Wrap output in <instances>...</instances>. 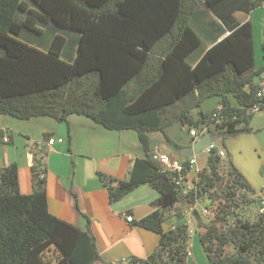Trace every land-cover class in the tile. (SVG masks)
Instances as JSON below:
<instances>
[{
  "label": "trees",
  "instance_id": "16d2710c",
  "mask_svg": "<svg viewBox=\"0 0 264 264\" xmlns=\"http://www.w3.org/2000/svg\"><path fill=\"white\" fill-rule=\"evenodd\" d=\"M201 2L216 17L214 26L200 21ZM262 5L264 0H0V115L63 122L78 114L137 133L145 156L133 161L128 178L98 174L111 202L143 183L159 193L153 210L137 221L159 235L158 245L128 264H186L187 224L164 230V211L183 196L192 205L212 198L223 175L232 184L209 222L195 215L197 240L209 264L264 263V200L253 197L232 162L209 154L208 166L182 196L172 173L152 158L148 135L175 122L190 129L214 123L227 136L250 130L254 108L264 110V94H257L262 88L253 83L264 62L254 69L252 23L236 14ZM49 25L74 33L72 60L62 58V34H52L46 49L21 39L23 32L41 35ZM211 96L219 97V109L194 117L191 110ZM35 162L29 194L19 190L15 162L0 169V264H93L99 252L88 223L81 229L48 211Z\"/></svg>",
  "mask_w": 264,
  "mask_h": 264
},
{
  "label": "crops",
  "instance_id": "0c3cea01",
  "mask_svg": "<svg viewBox=\"0 0 264 264\" xmlns=\"http://www.w3.org/2000/svg\"><path fill=\"white\" fill-rule=\"evenodd\" d=\"M236 16L252 23L254 63L256 35L260 42L262 59L259 68L264 62V5L247 14L239 12ZM200 17V21L209 26L217 22L214 14L202 2ZM227 33L224 32L219 38ZM255 77L253 83L264 91V71ZM228 98L231 105H236L231 95ZM219 107V97L211 96L204 99L199 108L192 109L191 114L196 110V115H192L197 117L199 110L213 112ZM176 123L180 125L179 128L170 133ZM248 126L249 131L231 136L233 138L228 147H218L225 151V156H229L234 167L250 184L254 190L253 197L264 200V110H255ZM204 127L193 128L195 135L192 136L189 127L175 122L162 132L166 137L165 142L157 140L153 146L148 134L150 154L162 152L186 162L194 155L182 154V151L188 153L182 148L203 134L216 137L214 142L220 136L225 141L227 135L223 131H214L211 125L204 131ZM0 128L9 137L6 143L0 140V169L15 162L18 166L19 190L29 194L33 190L30 167L36 163L35 160L39 161L38 169L44 179L48 211L81 229H85L88 223L99 252V258L93 264H128L132 257L146 258L156 248L159 235L140 227L137 221L153 210V202L159 193L143 183L111 202L98 176L100 172L118 179L128 178L133 161L145 156L135 130L108 129L90 117L78 114L69 115L67 121L63 122L50 116L18 119L0 115ZM183 133L186 135L183 136ZM50 138L54 139L52 144H48ZM201 170L194 168L187 173V186L193 185V177ZM178 206L177 209L171 207L164 211L162 227L168 230L181 223L187 224L188 248L192 249L195 241H198L197 230L188 212L192 213L196 224L198 208L188 210L180 201ZM179 211L180 216L177 215ZM126 215H131L133 220L127 221ZM189 257H186V264H193Z\"/></svg>",
  "mask_w": 264,
  "mask_h": 264
},
{
  "label": "rangeland",
  "instance_id": "374dc122",
  "mask_svg": "<svg viewBox=\"0 0 264 264\" xmlns=\"http://www.w3.org/2000/svg\"><path fill=\"white\" fill-rule=\"evenodd\" d=\"M21 16H22L21 13L16 14V18L18 20L21 18ZM54 33L62 34L65 36L66 44L64 47V51L62 53V58L65 60H72L74 57V54H75V46H73V44H72L73 39H74V35H73L74 33L71 31H68L65 29H60L58 27H55L54 25H49V27L43 28V33L41 35L23 32L21 34V39L26 41L27 43H29L31 45H34V46L40 48V49H46L48 46V38ZM255 46H256L255 47L256 51H255L254 69H258V66L261 64V59H262L261 57L262 56H261L260 50H259L260 49V47H259L260 42H259L257 35L255 37ZM195 111L196 110H194L192 112L193 115H196ZM239 125H242V124L240 123ZM179 126L180 125L178 123H176L174 125V127L172 129H170V133L174 132L177 128H179ZM186 128H188V126H186ZM211 128L214 131H218L220 133L225 130V127H221V126L217 127L214 123L211 124ZM186 133H183V136H185ZM149 134H150V143L152 146L155 145L157 140H160L162 142H165V140H166L165 135L161 131L151 132ZM231 136L232 135H228L225 138V141H224V137L222 138L220 136V138H218L215 141L216 145L219 147H224V148L228 147L227 145L229 144V141L233 138ZM224 142H226L225 145H224ZM208 156H209V153L206 152L203 148L201 150H199L197 153H195L193 156V158L195 159L194 168L200 169V170L206 168L208 166ZM221 158H224L223 160L225 162L230 160L228 155H226L225 157H221ZM224 161H222V164H221L222 170L227 168ZM231 179H232V177L227 176V175H223V178L212 189L213 190L212 191V198H208L206 196L204 198H201V199L198 198V199H196V201L194 202L193 205L188 204L186 202V200L184 199V196H183L184 194L181 193L183 196V197H181V198H183V199H181V205L184 206L188 210H191V208H193V207H195V208L197 207L199 217L201 218L200 220L202 222H206V223L209 222L212 219V217L214 216L218 207H220L224 204V198L222 196L228 190L229 186L232 184ZM195 180H197L196 176L193 177V183L195 182ZM177 206H178V204H176L172 208L177 209L176 208ZM202 210H204L203 211L204 213H202ZM244 210H246V209L244 208L243 211ZM247 212H249V211H247ZM177 215H178V213H177ZM188 216L191 218V221L194 223L193 226L195 227L194 216L192 215L191 212H188ZM227 220H228V222L231 223L233 221V218L231 216H229V217H227ZM190 241H191V239H190ZM189 250H190L191 255H192V256L190 255L189 258L193 264H209L207 257H206V255H205V253H204V251H203V249H202V247L198 241H195V244H193L192 249H189ZM234 251H235V247L233 246V244H229L226 248V252L231 254ZM261 264H264V263H261Z\"/></svg>",
  "mask_w": 264,
  "mask_h": 264
},
{
  "label": "built area",
  "instance_id": "2783aa9c",
  "mask_svg": "<svg viewBox=\"0 0 264 264\" xmlns=\"http://www.w3.org/2000/svg\"><path fill=\"white\" fill-rule=\"evenodd\" d=\"M257 94L259 96H261L262 94H264V91L260 90ZM255 110H257V109L254 108V111ZM207 128H208V126H205L203 130L206 131ZM189 133L192 136L195 135V131L193 129H190ZM0 140L2 142H5V143L9 141V137L7 136V134H5L4 130H2L1 128H0ZM53 142H54L53 138H50L48 140V144H52ZM203 149L206 152H208L209 154L213 153V154L218 155L220 157L225 156V151L223 149L219 148L215 144L214 141H211V142L207 143L206 145H204ZM152 158L162 167L163 170L172 173L171 180L174 182V184H175V186H177V188L181 187V188H179L180 193L185 194L189 189H191L192 186H190V185L187 186L186 182H187V173L191 170H194L195 159L193 157H191L186 162H181L180 160H178L174 157H171L166 153L154 152L152 154ZM125 218L127 221L133 220L131 215H126ZM189 255H191V252L188 249L187 256H189Z\"/></svg>",
  "mask_w": 264,
  "mask_h": 264
},
{
  "label": "water",
  "instance_id": "95a60500",
  "mask_svg": "<svg viewBox=\"0 0 264 264\" xmlns=\"http://www.w3.org/2000/svg\"><path fill=\"white\" fill-rule=\"evenodd\" d=\"M216 137L212 136L211 134H203L199 138H196L195 140H192L191 144L185 148H182V150H188V153H184L182 151V154L186 156H192L195 153H197L199 150L203 148L204 145L207 143L214 141Z\"/></svg>",
  "mask_w": 264,
  "mask_h": 264
}]
</instances>
